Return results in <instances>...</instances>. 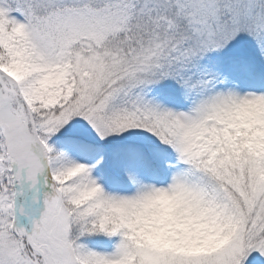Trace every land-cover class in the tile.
I'll return each mask as SVG.
<instances>
[{
	"label": "snow or ice",
	"instance_id": "6c2138e0",
	"mask_svg": "<svg viewBox=\"0 0 264 264\" xmlns=\"http://www.w3.org/2000/svg\"><path fill=\"white\" fill-rule=\"evenodd\" d=\"M0 264H264V0H0Z\"/></svg>",
	"mask_w": 264,
	"mask_h": 264
}]
</instances>
